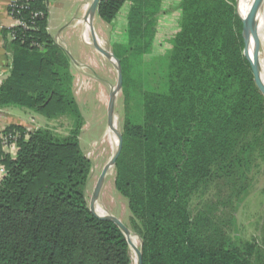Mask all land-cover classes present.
<instances>
[{
    "label": "trees",
    "instance_id": "1",
    "mask_svg": "<svg viewBox=\"0 0 264 264\" xmlns=\"http://www.w3.org/2000/svg\"><path fill=\"white\" fill-rule=\"evenodd\" d=\"M22 1L9 10L31 28L4 33L12 59L0 109L69 117L73 127L65 137L4 130L19 134V149L15 158L0 152V264H132L121 228L90 209L94 165L81 147L71 55L49 31L50 0ZM171 9L178 31L155 54ZM124 11L114 44L125 97L115 187L143 264H264V214L251 240L237 223L254 164L264 163V95L237 0H101L97 16L114 26Z\"/></svg>",
    "mask_w": 264,
    "mask_h": 264
},
{
    "label": "rangeland",
    "instance_id": "2",
    "mask_svg": "<svg viewBox=\"0 0 264 264\" xmlns=\"http://www.w3.org/2000/svg\"><path fill=\"white\" fill-rule=\"evenodd\" d=\"M81 1L79 0L77 9L81 7ZM86 1L88 0H84V2ZM91 2L88 3L89 6ZM170 13H173V18L169 14L168 16L171 15V18L168 19L164 15L160 20V33L157 38L155 54L167 51L169 47L166 40L178 31L180 13L177 15L173 9ZM126 14L127 12L124 11L114 26L104 23L98 16L93 22L95 35L98 36L99 42L101 41V46L113 54L114 44L125 30ZM86 27L84 19H78L72 25V28L67 30L63 36H60L58 45L70 53L77 66L76 69H73V74L76 76H74V94L85 120L80 137L81 147L94 165L87 191L88 202L91 205L98 180L118 150V145L115 144L114 139V137L118 139V136L115 134L112 137L109 125V102L111 94L116 90L118 84V67L93 46L91 30L89 33L91 37L89 38L92 44L87 42L85 39ZM257 52L259 59L264 63V42L260 38L257 40ZM124 99L122 89L115 96L113 110V117L118 125L117 132L120 134L123 133L124 127ZM28 125L34 126V128H31L32 130L47 128L60 137H65L72 129L73 121L69 117L44 121L39 116L33 115ZM116 176V167L113 166L106 176L97 201L98 206L104 213L102 216H113L129 229L131 234L138 239L139 250H141V240L131 228V216L127 202L116 190ZM251 180L254 190L237 213L238 227L242 237L247 241L258 235V227L264 214V163L261 160L254 164ZM130 249L132 256L133 250L131 247Z\"/></svg>",
    "mask_w": 264,
    "mask_h": 264
},
{
    "label": "crops",
    "instance_id": "3",
    "mask_svg": "<svg viewBox=\"0 0 264 264\" xmlns=\"http://www.w3.org/2000/svg\"><path fill=\"white\" fill-rule=\"evenodd\" d=\"M12 1L13 0H0V86L8 78L11 68L12 56L7 47V41H9V38H5L4 33L5 31L11 30L14 26L13 18L9 13V6ZM78 2L79 0H50L49 31L57 44L60 36H63L67 30L72 28V25L76 23L78 19H84L87 15L88 9L91 6H89L88 3L91 2V0L86 2L82 0L79 9H77ZM76 68L77 66L72 58V74L74 73L73 69ZM73 76H75V74H73ZM33 115L39 116L44 121H49L29 110L0 109V132L13 125L23 126L32 130L31 128H34V126H29L28 123Z\"/></svg>",
    "mask_w": 264,
    "mask_h": 264
},
{
    "label": "water",
    "instance_id": "4",
    "mask_svg": "<svg viewBox=\"0 0 264 264\" xmlns=\"http://www.w3.org/2000/svg\"><path fill=\"white\" fill-rule=\"evenodd\" d=\"M101 0H93L91 6L88 9L87 15L84 18L85 22H88L90 24V30L91 33L93 35V46L96 48V50L98 52H100L101 54H103L107 59L112 60L118 67V84L116 87V90L111 94V98H110V102H109V125L111 128H113V110H114V102H115V96L117 95V92L123 89V73H122V68H121V64L119 62V60L116 58V56L108 51L105 50L101 44L99 43V40L97 38V36L95 35L94 29H93V22L95 21V18L98 14V8H99V4H100ZM263 2V0H255L252 10H251V14L249 17V21H248V25L245 24L244 20L243 24H244V31H243V36H244V40H245V56L248 59V61L250 62L253 74H254V80L255 83L257 85V87L259 88V90L262 92V94L264 95V82L261 79L260 76V66H259V56H258V52H257V17H258V12H259V8L261 6V3ZM250 30L251 33V43L250 46H252L251 49V54L249 55L248 53V41L246 38V31ZM117 136H118V150L117 153L115 154V156L112 158V160L110 161V163L106 166V168L104 169L101 177L98 180V183L96 185L95 191H94V196L92 199V203L90 205V209L91 211L97 215V217L104 219V220H110V221H114L123 231L125 237L127 238V241L131 247V243L130 240L128 238L129 236V229L117 218L113 217V216H102V215H98L95 211V204L97 203L103 184L105 182L106 176L109 172V170L113 167L116 166L117 160L121 154L122 151V146H123V138H122V134L116 132ZM136 254H137V264H143V253L142 250L136 249Z\"/></svg>",
    "mask_w": 264,
    "mask_h": 264
},
{
    "label": "bare ground",
    "instance_id": "5",
    "mask_svg": "<svg viewBox=\"0 0 264 264\" xmlns=\"http://www.w3.org/2000/svg\"><path fill=\"white\" fill-rule=\"evenodd\" d=\"M254 2H255V0H237V8H238V12H239L238 14L244 20L246 25H248L249 17H250L251 10H252ZM263 11H264V0L261 3V6H260L259 12H258V17H257V38L258 39L260 38L264 42V14H263ZM85 23H86V26H87L86 27V31H85V39L87 40V42L89 44H92V42H91V40L89 38V37H91L89 35V33H90V24L88 22H85ZM246 38H247V41H248V53L250 55L252 46H250L251 33H250V30H248V29L246 31ZM259 66H260L259 73H260L261 79L264 82V70H263L264 63L260 59H259ZM117 130H118V125H117V122H116L115 118H113V128H111L112 137H114V135L116 134ZM114 139H115V144L118 145V139L115 138V137H114ZM95 210H96V213L98 215L104 214L103 211L98 206V202L95 204ZM128 238L130 240L131 248L133 250V254H132L133 263L132 264H137L136 263L137 262L136 249H139L138 239L133 234H131V232L129 233Z\"/></svg>",
    "mask_w": 264,
    "mask_h": 264
},
{
    "label": "built area",
    "instance_id": "6",
    "mask_svg": "<svg viewBox=\"0 0 264 264\" xmlns=\"http://www.w3.org/2000/svg\"><path fill=\"white\" fill-rule=\"evenodd\" d=\"M23 5H24V2L22 0H13L9 8L10 7L18 8L19 6H23ZM9 13L14 21V26L11 29L16 28V27H22L25 29L31 28L25 22L20 21L19 19L15 18L14 12L9 10ZM40 15H41L40 13H37L35 17H38ZM10 39L11 40L14 39L13 35L10 36ZM18 139H19L18 133L5 134L4 131L0 132V152L4 153L7 156L15 158L17 156L18 149H19ZM4 175H5V170L4 168H2V166H0V184L3 180Z\"/></svg>",
    "mask_w": 264,
    "mask_h": 264
}]
</instances>
